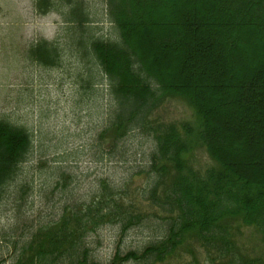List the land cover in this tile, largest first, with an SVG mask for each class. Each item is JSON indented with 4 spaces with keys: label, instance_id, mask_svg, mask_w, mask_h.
<instances>
[{
    "label": "trees",
    "instance_id": "1",
    "mask_svg": "<svg viewBox=\"0 0 264 264\" xmlns=\"http://www.w3.org/2000/svg\"><path fill=\"white\" fill-rule=\"evenodd\" d=\"M67 2L69 46L89 63L82 85L91 90L97 72L108 84L112 108L101 137L110 131L120 142L175 97L197 118L181 128L151 127L146 200L168 215L164 234L142 249L117 252L108 264H161L192 241L217 256L212 262L264 264L238 255L229 224L253 226L264 239V0H105L112 39L94 34L83 1ZM55 3L36 0V11L46 15ZM28 59L55 68L59 45L40 41ZM195 142L216 163L204 174L186 158ZM33 146L30 130L0 120V196ZM110 204L66 208L59 221L32 233L12 264H101L84 244L88 234L113 216L124 217V230L144 219L132 205Z\"/></svg>",
    "mask_w": 264,
    "mask_h": 264
},
{
    "label": "rangeland",
    "instance_id": "2",
    "mask_svg": "<svg viewBox=\"0 0 264 264\" xmlns=\"http://www.w3.org/2000/svg\"><path fill=\"white\" fill-rule=\"evenodd\" d=\"M54 1L58 8L40 15L36 0H0V120L24 126L34 136L27 161L0 196V258L3 264H12L32 233L59 221L66 208L107 199L112 210H117L116 203L123 208L132 205L135 213L144 216L126 230L124 217L113 216L88 234L84 244L92 259L108 264L117 252L142 249L164 234L168 215L146 200L153 180L151 127L181 128L185 123L196 125L197 118L185 100L175 97L149 115L145 128L129 132L120 142L110 131L101 137L112 108L107 81L97 72L92 89L83 87L89 63L69 46L63 15L69 3ZM81 1L94 34L114 38L105 0ZM44 40L59 45L60 64L55 68L28 59L30 48ZM186 158L201 174L216 166L198 142ZM229 224L238 255L264 260L259 231L241 221ZM213 257L217 256L192 241L161 264L229 262L220 258L212 262Z\"/></svg>",
    "mask_w": 264,
    "mask_h": 264
},
{
    "label": "crops",
    "instance_id": "3",
    "mask_svg": "<svg viewBox=\"0 0 264 264\" xmlns=\"http://www.w3.org/2000/svg\"><path fill=\"white\" fill-rule=\"evenodd\" d=\"M46 41V40H45Z\"/></svg>",
    "mask_w": 264,
    "mask_h": 264
}]
</instances>
